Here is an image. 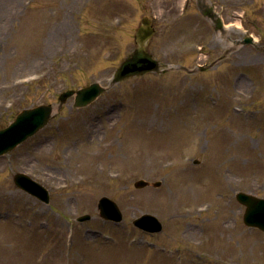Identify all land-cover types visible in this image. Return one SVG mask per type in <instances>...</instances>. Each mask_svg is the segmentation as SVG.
Here are the masks:
<instances>
[{
  "label": "rangeland",
  "instance_id": "rangeland-1",
  "mask_svg": "<svg viewBox=\"0 0 264 264\" xmlns=\"http://www.w3.org/2000/svg\"><path fill=\"white\" fill-rule=\"evenodd\" d=\"M216 3L0 0V129L23 109L53 107L43 128L0 156V264H258L261 252L264 264V233L243 224L235 199L264 198V71L247 46L229 45L219 60L225 50L200 10ZM145 16L154 28L145 50L166 72L110 85ZM92 82L107 90L57 109L59 93ZM15 173L43 185L49 205L17 188ZM189 178L209 204L171 218L165 197ZM139 179L160 186L135 188ZM102 196L120 222L99 216ZM221 205L232 230L213 244L206 228L221 223ZM83 214L90 219L76 221ZM142 214L162 230L136 228Z\"/></svg>",
  "mask_w": 264,
  "mask_h": 264
},
{
  "label": "water",
  "instance_id": "water-1",
  "mask_svg": "<svg viewBox=\"0 0 264 264\" xmlns=\"http://www.w3.org/2000/svg\"><path fill=\"white\" fill-rule=\"evenodd\" d=\"M153 33L154 28L151 26V18L147 16L143 17L135 32L137 47L127 55L115 69L110 80V85L145 73H164L166 71L165 69H160L158 61L145 51V45L152 37ZM106 89V87L100 85L98 82H92L77 90L70 89L62 91L58 95L59 104L57 109H60L62 104L70 97H73L74 107H84L94 101ZM52 110L53 108L49 104H41L33 108L21 110L7 127L0 129V155L11 151L26 138L46 125L53 115ZM12 180L22 191L45 204L49 203L48 190L26 174L15 173L12 176ZM148 185L158 187L160 182L149 184L148 181L143 179L134 182L135 188H144ZM235 199L245 207L242 216L244 225L249 228H256L264 233V198H259L244 192H237L235 194ZM97 208L100 217L106 220L119 222L122 219V214L116 203L107 197H101L98 200ZM89 219L90 216L88 214L76 218L78 222H84ZM132 224L151 234L158 233L162 230L160 221L150 214H142L135 218Z\"/></svg>",
  "mask_w": 264,
  "mask_h": 264
},
{
  "label": "flooded vegetation",
  "instance_id": "flooded-vegetation-1",
  "mask_svg": "<svg viewBox=\"0 0 264 264\" xmlns=\"http://www.w3.org/2000/svg\"><path fill=\"white\" fill-rule=\"evenodd\" d=\"M216 6L218 10L212 8L210 13L203 7L200 10L210 15L207 19L225 50L219 60L232 52L229 45L247 46L260 54L259 68L264 71V0H217Z\"/></svg>",
  "mask_w": 264,
  "mask_h": 264
},
{
  "label": "bare ground",
  "instance_id": "bare-ground-1",
  "mask_svg": "<svg viewBox=\"0 0 264 264\" xmlns=\"http://www.w3.org/2000/svg\"><path fill=\"white\" fill-rule=\"evenodd\" d=\"M173 11H176L175 7H173ZM115 155L118 156L117 153H115ZM91 157L93 162L90 163L91 166L90 169L91 171L95 172L96 169L95 161L97 160V157L93 154ZM104 161L105 159L102 158V162ZM209 169L211 170L213 176H216V178L219 179V182H217L218 183L217 188L223 189L224 180L221 179L222 174L219 172V166L216 163L215 164L212 163ZM94 175H96V173ZM187 181H188L187 184L182 185L180 187H176L173 192H169L165 197V209L171 218H178L184 215H193L196 212L201 211L203 205L204 204L207 205L208 203L207 202L208 199H204V197H208V196H205V194H203L204 192H201V190L195 189L193 185V180L189 178ZM100 186L102 188H105L106 184H100ZM228 217L229 216L226 205H221V216H220L221 223L219 225H214L213 223H211L209 225V228H206L211 234L210 235L211 238L209 236V240L212 241L213 244L217 243L221 238L224 239V235H221L220 231H228L230 233V231L232 230L231 226L225 223V220ZM191 231L194 232L195 229L191 227ZM223 244L225 246H229V243L226 240H224ZM262 257H263V252H261V255L259 257L255 258L256 259L255 262H257L258 264H263V260L261 259Z\"/></svg>",
  "mask_w": 264,
  "mask_h": 264
}]
</instances>
